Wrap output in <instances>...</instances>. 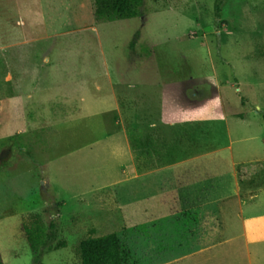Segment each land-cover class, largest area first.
I'll use <instances>...</instances> for the list:
<instances>
[{
  "label": "rangeland",
  "instance_id": "obj_1",
  "mask_svg": "<svg viewBox=\"0 0 264 264\" xmlns=\"http://www.w3.org/2000/svg\"><path fill=\"white\" fill-rule=\"evenodd\" d=\"M95 9L0 0L5 264H82L81 242L114 232L131 264L203 248L182 264H264V0H143L114 21ZM188 158L216 170L200 194L214 183L232 196L197 198L195 230L166 216ZM153 175L166 180L165 216L145 200ZM36 223L49 235L39 255L25 235Z\"/></svg>",
  "mask_w": 264,
  "mask_h": 264
},
{
  "label": "crops",
  "instance_id": "obj_2",
  "mask_svg": "<svg viewBox=\"0 0 264 264\" xmlns=\"http://www.w3.org/2000/svg\"><path fill=\"white\" fill-rule=\"evenodd\" d=\"M17 133H19V131H17ZM222 161V160H220ZM178 168L176 170H178V172H176V175L174 174L176 181L178 180V189H176V198H177V205L174 211H172L171 213H167L166 216L169 217L171 214L176 215L177 218V222L182 224L184 228L186 229H190V230H195L198 228L199 224L201 223V213H200V208L198 205H193L195 204V202L198 201L197 198H200V196L202 195L203 197L210 198V197H217V198H224V199H229L232 196H230L231 194H226L224 193H220L218 194L215 190V182L216 180V170L214 168H206L202 171L197 167L200 165V161L196 158H188V159H183L182 161L178 162ZM205 165V163H202ZM223 164H225L223 162ZM216 165V159H208L206 162V167H214ZM190 170V172H189ZM203 176L205 179L209 181L210 178L212 180H214L211 189L209 190V188H207L208 190L205 191L200 194L199 192V188L200 186V176ZM165 177L162 175H153V176H149V178L145 179V189H144V193H145V200L146 202H149L152 204L153 199L156 200L157 202H159V208L156 211L157 215H163L165 216L166 213V209H163V207L165 206L164 204V200L167 197V191H168V187L165 183ZM180 181V182H179ZM188 181V182H185ZM183 182V183H182ZM224 191H228V190H224ZM208 192V193H207ZM229 192V191H228ZM238 192V193H237ZM236 194V201L238 204H240L242 206L243 204V200H242V196L241 193L239 191H237ZM197 199V200H195ZM220 204V212H221V220L223 222L224 220V216H225V205L224 202L219 203ZM152 206V205H151ZM153 208V207H151ZM155 208V207H154ZM153 208V209H154ZM154 212V210H153ZM241 219L243 220V209L241 212ZM160 215V216H161ZM207 218L209 219L210 217H212L209 212L207 213ZM176 222V223H177ZM205 222H208L207 220ZM194 237H191V240H193ZM197 239V238H195ZM216 243V242H215ZM214 243V244H215ZM186 244L189 245H193L195 244L194 242L190 241V242H186ZM212 244V245H214ZM208 248H203L200 249L198 251H191V252H186L183 253L181 255L175 256L174 258H170L168 260H166L165 262H162L161 264H182L185 261H190L193 260V258H195L196 255H198L201 252L206 251Z\"/></svg>",
  "mask_w": 264,
  "mask_h": 264
},
{
  "label": "trees",
  "instance_id": "obj_3",
  "mask_svg": "<svg viewBox=\"0 0 264 264\" xmlns=\"http://www.w3.org/2000/svg\"><path fill=\"white\" fill-rule=\"evenodd\" d=\"M95 4L99 20L114 21L138 16L143 0H95ZM131 139L136 140L135 136ZM25 235L34 254L39 255V247L46 245L49 235L38 223L26 228ZM63 245L65 242L61 241L57 248ZM80 253L82 264H131L133 259L131 248L115 232L84 239L80 244ZM0 264H5L1 248Z\"/></svg>",
  "mask_w": 264,
  "mask_h": 264
}]
</instances>
